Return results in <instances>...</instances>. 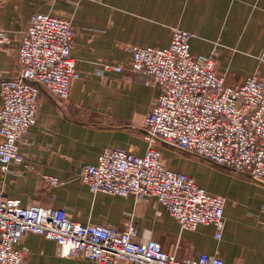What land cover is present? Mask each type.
Here are the masks:
<instances>
[{"label": "crops", "instance_id": "obj_1", "mask_svg": "<svg viewBox=\"0 0 264 264\" xmlns=\"http://www.w3.org/2000/svg\"><path fill=\"white\" fill-rule=\"evenodd\" d=\"M36 12L70 20L71 54L80 78L70 84L65 101L40 88L36 123L21 146V162L7 173L0 169V196L22 205L63 208L83 225L123 230L132 224L139 236L177 259L207 254L224 264H264L262 182L155 144L167 169L225 200L217 240L212 226L181 230L153 197L93 195L77 177L104 148L138 156L148 149L144 120L159 89L127 68V47L166 48L178 28L191 34V54L215 51V68L226 85H239L253 74L264 79V0H2L0 30L8 42L0 45V82L16 75L19 40ZM103 65H119L122 71L103 70ZM45 177L58 183L50 185ZM20 246L27 249L23 264H91L57 256L54 242L39 235L25 236Z\"/></svg>", "mask_w": 264, "mask_h": 264}, {"label": "built area", "instance_id": "obj_2", "mask_svg": "<svg viewBox=\"0 0 264 264\" xmlns=\"http://www.w3.org/2000/svg\"><path fill=\"white\" fill-rule=\"evenodd\" d=\"M73 34L68 19L41 12L29 18L17 48L16 75L0 82L3 173L21 162V146L36 123L40 88L65 101L70 84L80 78L71 54ZM190 38L189 32L176 28L166 48H126L131 55L127 68L159 89L144 120L148 149L138 156L120 147L104 148L96 163L82 165L77 177L93 195L153 197L181 230L212 226L219 240L225 200L199 188L191 177L167 169L155 144L264 183V79L253 74L239 85H226L215 68V51L191 54ZM7 42L0 30V45ZM103 70L120 72L122 67L103 65ZM45 180L58 183L56 178ZM29 234L54 242L57 256L91 264H224L207 254L177 259L153 239L139 236L132 224L123 230L83 225L63 208L22 205L19 199L0 196V264L24 263L27 249L20 243Z\"/></svg>", "mask_w": 264, "mask_h": 264}]
</instances>
